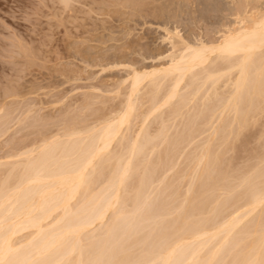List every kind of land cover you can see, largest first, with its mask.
I'll list each match as a JSON object with an SVG mask.
<instances>
[{
  "label": "bare ground",
  "instance_id": "obj_1",
  "mask_svg": "<svg viewBox=\"0 0 264 264\" xmlns=\"http://www.w3.org/2000/svg\"><path fill=\"white\" fill-rule=\"evenodd\" d=\"M61 1L65 2L67 0ZM124 1L132 7L138 8L140 13L148 12V15L150 13L158 20L156 30L162 32L161 41L159 42L166 48L160 49V47L157 52L149 50L147 51L148 54L141 53L138 55L134 51L137 47L131 52L126 51L119 57L115 53L117 60L114 59L115 57L112 58V62L115 60L113 63H105L104 66L100 64L102 68L99 72L101 74L98 70H94V72L96 71L94 75L98 74L96 75L97 78H100L103 74L104 76L108 75L107 72L110 75L113 72L124 71L125 74L121 76L122 73H120V79H118L119 76L114 74L117 77L115 80H119L115 84L116 91L113 89L114 92H108L114 95L112 99H118V101H116V104H114L115 100L111 102L114 105L108 107L109 111L103 108L97 116L95 114V117L94 112L90 111L92 105L87 101L88 96L85 97L87 98L85 107L90 109L86 110L84 105L82 107L84 109H81L82 111L93 112V114L88 113V116L91 115L92 118L91 116L90 118L94 120L89 119L91 122L93 121L92 123L84 119L85 115L81 111H78L76 115H80L79 118L83 117V120L81 121L77 116L76 119L73 116V102L70 101L72 105L64 102V105H68V108L72 106L70 110H73L68 109L70 114H65L68 117L70 116L68 121L73 124L74 119L75 122L80 120L79 127H75L78 124L71 126L69 123L71 127L68 128L67 126L64 130L63 127L68 122L64 118L66 124L61 123L64 124L63 127L61 124L58 127L59 129L62 127L64 131L62 130L60 132L63 133L58 134V132L56 135L53 131L54 128L52 131L48 129L50 126L46 128L45 125V128L50 131H46L47 133L44 131L46 129H44L43 124L48 122L44 121L42 124L44 130L42 129V131L47 135L49 132H51L50 134L53 132L55 135H50V138L44 135L46 138L43 136L45 139L41 138L42 141L38 142V145L32 148L29 147L30 149L28 147L25 150L22 149L17 154L10 153L13 151V147H8V150L11 149L9 152L11 155L7 158L13 159V161L5 160V157H3L5 162L0 161V264H264V0ZM65 4L68 6V3ZM126 7L128 6L126 5ZM115 8L113 9L115 10ZM73 9H75V6ZM79 11L78 13H81ZM105 11L107 12V10ZM126 11L128 12V10ZM69 12L71 11H67V13ZM121 14L123 15L125 12ZM132 15L134 13L130 16L132 17ZM118 18L116 19L118 20ZM101 19V23H103L104 18ZM69 20L66 23L69 24L71 22ZM108 20L106 24L109 23L110 20ZM86 22L88 21L86 20ZM91 22L93 23V21ZM74 23L72 21L70 24ZM136 23L138 22L135 21L134 24ZM141 23L139 22V24ZM129 24L130 22L128 26ZM167 24H180L183 26L184 31L177 26L167 27L169 26ZM150 26L145 28H150ZM202 26L212 27L211 29L208 27L204 29L207 30L206 32L214 33L212 34L213 37L210 36L211 38H206L207 40L202 39L196 33L198 28ZM93 27L98 28V25ZM115 28L114 30H116ZM111 30L108 33H113ZM142 31L140 33L144 34V31ZM202 32L204 31H200V34ZM67 36H69V33ZM89 37L92 38L91 35H87L88 41ZM103 37L105 41V35ZM135 39L139 42V38ZM71 40H68L69 43ZM129 40L128 38V42ZM143 42L144 40H142L141 46H145L142 45ZM104 43H107V41ZM125 43V46H127L128 43ZM28 45L30 46V43ZM128 46L130 45L128 44ZM6 47L9 49V45ZM11 47L13 48V45ZM14 47L17 49L16 46ZM23 47L25 48V46ZM88 47H90L89 44ZM111 47L108 48L111 49ZM100 48L102 49V47ZM16 49L12 50L16 52ZM67 49L71 50V48ZM122 49L124 50L123 47ZM6 50L7 48L4 47L5 52ZM17 50H19V47ZM32 50L31 52L34 51ZM106 51L105 53H107ZM87 52L91 54L94 51L90 49ZM100 52L101 55L104 53H102V50ZM8 53L10 54V52H7L6 55ZM105 53L104 56L102 55L103 57H105ZM65 54L67 55V53ZM65 54L63 52L64 56ZM94 54L95 52L92 53V55ZM30 55L28 58H31ZM38 55H41V53ZM101 55L96 56L102 57ZM106 56L110 57L109 54ZM20 57L22 56L20 55ZM68 57L70 58V56ZM71 57H74V55ZM84 57L86 58V56ZM108 57L104 59L108 61ZM91 59L93 58L91 57ZM37 60L39 63V59ZM65 60H67L66 56L64 62H66ZM71 61L73 63V60ZM12 62L9 64H12ZM22 62L25 67L26 64H24V61ZM46 62L49 61L46 60ZM46 62L44 64H47ZM57 62L59 63V61ZM137 62H142V65L140 63L138 65ZM28 63V67L31 68L30 63L32 62ZM83 63L84 61L81 63L84 66ZM91 63L93 64V60H91ZM135 63L139 67L135 66ZM59 64L61 65V62ZM82 65L81 68H84ZM91 65L89 64L88 68L95 69L98 66L93 67L94 65H92L90 67ZM72 66H70V70H72ZM47 68L49 69L48 66ZM76 68L79 69L80 67H76L75 64ZM44 69L46 68L42 70ZM54 70L52 71L54 72ZM59 70L62 71V69ZM64 70L63 68V72L66 71ZM61 71L59 72L61 73ZM76 71L75 75L77 74ZM11 72L13 71L11 70ZM90 72L88 71V73ZM46 73L45 75H47ZM79 73H81V70ZM105 73L107 74L105 75ZM29 74L33 76L35 73H28V76H30ZM20 75L19 78H22ZM24 75L22 76L24 77ZM41 75L37 79L35 77L36 81L40 77L43 78ZM75 75L73 76L75 77ZM34 76L31 82H34ZM47 78L45 79L47 80ZM91 78L92 76L88 79L93 82L95 78L94 80ZM105 78H100L103 80V87L107 86L104 84ZM58 79L61 80V78ZM71 79L65 80L68 82ZM81 79H83V75ZM62 80L60 84L63 83ZM72 80L76 84L74 78ZM25 82L28 83L27 79L23 84ZM56 82L59 83V81ZM16 83L15 85L12 83V87L13 85L16 86ZM52 83L50 82V84ZM35 84L33 86H36ZM75 84L74 86H76ZM90 84L88 82L84 86L87 88L88 85L92 88L94 84L99 85L95 82ZM46 85L45 87H50V85ZM70 86L66 87L69 88ZM2 87L5 88V85L1 86L0 89ZM25 87L27 88L26 85ZM37 87L39 88L38 84ZM103 87L101 86L102 90ZM54 88H58V86ZM86 88L85 91L81 90L87 94ZM96 88L94 86V93L101 92L100 88L99 90ZM19 90L17 92L10 90L11 92L5 93L6 95L3 92L4 96L2 97L4 98H0L3 99L0 102L1 140H3V136L6 140L10 139L13 132H7L11 127H8V130H2L3 126L8 125L3 121L6 116V113H3L4 107L17 101L21 103L28 98V96H25L24 99ZM27 90L25 93L28 92V95H30ZM70 90L72 91V87ZM63 91L58 90L57 92L61 96L60 93ZM33 92L32 90L31 93ZM0 93L2 94V92ZM40 93L38 92V94ZM44 94L48 93L44 92ZM79 95H75V97L77 98ZM99 95L103 98L101 93ZM65 96L63 94L64 98H66ZM108 96L104 99H107ZM19 97H22L23 100H19ZM37 98L39 101V96H36V100ZM43 98L41 100H44ZM8 99L11 100L8 101ZM33 99H30V101L34 102ZM68 99L70 100V98ZM59 100L60 102L55 103L56 108L62 102L61 97ZM71 100L74 101V99ZM79 100H77L78 103ZM108 101H110V98ZM100 103L102 104L103 101ZM21 104L19 105L21 106ZM32 106L34 108V105ZM79 107L78 109H80ZM18 108L16 106V109ZM37 108L35 106L32 110L31 108L27 109L33 111ZM48 108H52V106ZM62 108L61 110H63ZM23 110L24 108L21 111ZM45 113L47 112L44 111ZM59 114L54 115V119H59V117L57 118ZM12 115L16 118V113ZM7 116L9 115L7 114ZM42 117L40 118L41 121ZM12 119L10 118L11 121ZM47 120L51 121L50 119ZM57 121L54 123L56 124ZM61 121L63 122V120ZM34 122L37 123L36 120ZM31 126H34L33 123ZM28 129H26V132ZM6 132L11 137L7 138L6 136L5 138ZM20 132L18 133L20 134ZM26 132H24L25 138ZM40 134L36 136L39 137ZM30 136L35 138L31 134ZM17 137L15 136V139ZM27 137L29 140L31 139L29 136ZM18 138H20V135ZM15 139L14 141L17 140ZM1 142V147H3L5 145L4 141ZM12 142L13 139L11 138ZM16 142L13 143L16 144ZM21 142L19 145H21ZM3 158L1 157V160Z\"/></svg>",
  "mask_w": 264,
  "mask_h": 264
},
{
  "label": "rangeland",
  "instance_id": "obj_2",
  "mask_svg": "<svg viewBox=\"0 0 264 264\" xmlns=\"http://www.w3.org/2000/svg\"><path fill=\"white\" fill-rule=\"evenodd\" d=\"M71 1H73L72 2V4L74 3V5H72L71 4ZM86 1V2H85ZM94 1H96L95 3H94ZM99 1V2H98ZM106 1V2H105ZM108 1V2H107ZM110 1H111V3H112V0H104L103 2L101 1V0H67V1H65V2H63V1H59V0H0V88H1V86H4L5 85V88L4 87H2V89H0L1 91L0 92H2V94L0 93V98H4V97H2V96H4V95H6L5 93H8V92H11L10 90H12V92H17L19 89V91H20V95L25 99V96L27 97L28 96V98H26L27 99V101H26V99H25V101L22 99V97L20 98L19 97V100H23L22 102H24V103H22L21 101V103L23 104V106H22V104L21 103H19V101H17V102H14L13 104H9L8 106H5L4 107V111H3V113L6 115L5 117H4V119H3V121H5V123L7 124L8 123V125H5V126H3V129L2 130H8V127H11V128H9V130L7 131V132H10L11 133V131H13L11 134H12V137H11V135H7V134H9V133H5V138H6V136H7V138H9V136L13 139V142H16L17 140H18V142H16V144L15 143H11V138L10 139H8V140H6V139H4V136H3V140H1L0 139V147L2 146V142L1 141H4L3 143L5 144V145H3V147H1V151L3 152V155H2V152L0 151V161H4V159L5 160H12L13 161V159H9V158H7L9 155H11V154H9V152H10V150L11 149H9L8 150V147L9 148H12L13 147V151H11L10 153H14V154H17V153H19V151L21 152L22 151V149L23 150H25V149H27V147H28V149H30V148H32V147H34V146H36V145H38L39 143H40V141H42V139L45 137L46 138V136H47V138H50V135L52 136V135H57V133L58 134H61V133H63V132H60V131H62L63 129L65 130L66 128L65 127H67L68 126V128L69 127H71L72 125H76V124H78V123H80V120H79V122H75V119H74V122H73V124L71 123V121L69 122L68 121V119H70L69 117H68V115L70 114L69 113V111H68V109L70 110L71 109V107L70 108H68V105H72V102H73V106L74 107H72V109L74 108V111H76V112H74L73 110H70V111H73V116L77 119V117L79 118V116H77L76 115V113L78 112V111H81V113L83 114V115H85L84 116V119H86V120H88V121H90V120H93V119H91L92 118V116H91V118H90V116H88V113L89 114H93V112H94V116H95V114H96V116L99 114V112H101V110L103 109V108H105V109H107L108 111L110 110L109 108H110V106H113L114 104H116L117 102L116 101H118V99H112V98H114V95L112 94V93H110L109 94V92H114V91H116V86H115V84H116V82H118L119 80H115V79H117V77H115V75L114 74H116L117 76H119L120 75V73H122V75L121 76H123L124 74H125V72L124 71H119L118 73H110V75H109V72H107L108 73V75H106L107 73H105V75L106 76H104V74L102 75V76H104V77H102V76H100V78H105L104 79V84L105 85H107V86H104L103 87V80L102 79H100L99 77L97 78L96 77V75H98V74H96V75H94L95 73H96V71L94 72V70H98V72L100 71V69L102 68L101 66H104L105 65V63L106 64H108V63H111L112 62V58H114L115 60H117V55H118V57L119 56H121V54H123V53H125L126 51H128V52H131V51H133L134 50V48H137V49H135L134 51L135 52H137L138 53V55L139 54H141V53H143V54H148V52L147 51H151L152 50V52H157V51H159L160 49H164V48H166V46H164L161 42H159V41H161V34H162V32L161 31H158V30H156L157 28H156V23L158 22V20L155 18V17H153L150 13H149V15H148V12L146 13V12H141L140 13V11L138 10V8H135L134 6L132 7L131 5H129L126 1H124V0H119L120 2H122V3H117V2H119L118 0H113V3L111 4L110 3ZM61 2V4H59ZM75 2H76V4H75ZM100 2H101V4H100ZM126 2V3H125ZM45 3V4H44ZM53 3H57L56 5L54 4L53 5ZM65 3H68V6H67V4H65ZM92 3H94V4H92ZM70 4V5H69ZM79 4H80V6H79ZM89 4V5H88ZM97 4H99V5H97ZM110 4V5H109ZM113 4H115V5H113ZM66 5V6H65ZM94 5V6H93ZM98 6V7H96V6ZM106 7H105V6ZM118 7H117V6ZM120 5V6H119ZM124 5V6H123ZM126 5L128 6V7H126ZM63 8H61V7ZM75 6V9H73V7ZM90 6V7H89ZM99 6H100V8H99ZM103 6V7H102ZM111 6V7H110ZM131 6V7H130ZM96 7V8H95ZM101 7H102V9H101ZM107 7H108V9L110 10H108L107 9ZM116 7V8H115ZM93 8H94V11H93ZM98 8H99V10H98ZM106 8V9H105ZM113 8H115V10L113 9ZM119 8H120V10H119ZM124 8H125V10H124ZM131 8V9H130ZM66 9H68V10H66ZM63 12H62V11ZM71 11V12H69V13H67V11ZM74 10V11H73ZM80 10V11H79ZM83 10H86V11H84L83 12ZM98 10V11H97ZM105 10H107V12L105 11ZM112 10V11H111ZM123 10V11H122ZM126 10H128V12L126 11ZM131 10H133V12H131ZM134 10H135V12H134ZM65 11H66V13H65ZM77 11V13H75ZM78 11L79 12H81V13H84V14H81V13H78ZM92 13H91V12ZM101 11V12H100ZM103 11V12H102ZM120 11H122L121 13H124L125 12V14H121V13H119ZM90 12V13H89ZM105 12V13H104ZM108 12H110L109 14H111V15H109L108 14ZM131 12V13H130ZM63 13V14H62ZM73 13V14H72ZM98 13H102V14H98ZM104 13V14H103ZM134 13V15H132V17L130 16L131 14H133ZM145 13V14H144ZM69 14V15H68ZM96 14V15H95ZM114 14V15H113ZM119 14H120V16H119ZM138 14V15H137ZM142 16H141V15ZM61 15V16H60ZM73 15H74V17H73ZM92 15H94V16H92ZM148 15V16H147ZM58 16H60V17H58ZM73 17V20L71 19L72 17ZM80 16V17H79ZM88 16V17H87ZM103 16V17H102ZM107 16V17H106ZM122 16H124L125 18H123ZM135 16H138V17H135ZM61 17H62V20H61ZM75 17H78V18H75ZM84 17V18H83ZM94 17H98V18H94ZM107 19H106V18ZM117 18V17H119L118 18V20L115 18V19H112V18ZM133 17H134V19H133ZM142 17H144V18H142ZM147 17H149V18H147ZM69 18H70V20H69ZM75 18V19H74ZM81 18H83V19H81ZM85 18H86V20L88 21V22H86V20H85ZM91 18H93V19H91ZM101 18H104V20H103V23H101L102 22V19ZM146 18V19H145ZM79 19V20H78ZM111 21H109V20ZM112 19V20H111ZM122 19V20H121ZM125 19H126V21H125ZM128 19V20H127ZM139 19V20H138ZM141 19V20H140ZM153 19V20H152ZM60 20V21H59ZM68 20L69 21H73V23L75 24H68V23H66V22H68ZM81 20V21H80ZM93 21V23L91 22V21ZM98 22H97V21ZM109 21V23L107 22V24H106V21ZM116 20V21H115ZM131 20V21H130ZM143 20H144V22H143ZM153 21V23H152V21ZM65 21V22H64ZM113 21H114V23H113ZM122 21H124L123 22V25H122ZM128 21V23L130 22V24H129V26H128V23H126ZM138 22V23H136V24H134V22ZM148 21V22H147ZM150 21V22H149ZM156 21V22H155ZM82 22H86V23H82ZM92 24H90V23ZM139 22L141 23V24H139ZM61 23V24H60ZM94 23H96V24H94ZM119 23V24H118ZM125 23H126V25H125ZM147 23V25L146 26H152V28H151V26H150V28L149 27H147V28H145L146 26H145V24ZM94 24V25H93ZM110 24V25H109ZM118 24V25H117ZM142 24H143V26H142ZM62 25V26H61ZM79 25V26H78ZM81 25V26H80ZM84 25V26H83ZM88 26V28H87V26ZM96 25H98V28H96V27H93V26H96ZM112 25H114V26H112ZM120 25V26H119ZM131 25H132V27H131ZM137 25V26H136ZM167 25H169V26H167V27H173V26H177V27H181V30H183V26L182 25H180V24H167ZM83 26V27H82ZM102 26V27H101ZM105 26V27H104ZM112 27V30H111V27ZM141 26H142V29H141ZM79 28V30H78V28ZM83 29H82V28ZM104 27V28H103ZM109 27V28H108ZM118 27H120V28H118ZM123 27H124V29H123ZM133 28V30H131V28ZM135 27H136V29H135ZM207 27L208 28H212V27H210V26H202L201 28H206L207 29ZM94 29V30H91V29ZM107 28V29H106ZM114 28L116 29V30H114ZM140 28V29H139ZM201 28H198V30L200 29V31H204V32H206L207 30L206 29H204V30H202ZM98 29H99V31H98ZM100 29H101V31H100ZM145 29V30H144ZM148 29V30H147ZM150 29H151V31H150ZM179 30H180V28H178ZM81 30V31H80ZM88 30H91V31H88ZM95 30H97V31H95ZM109 30V31H108ZM110 30L113 32V33H115V34H113V33H108V32H110ZM115 32H114V31ZM121 30H124V31H121ZM128 30H129V32H128ZM144 32H143V31ZM146 30H147V32H149L148 34H147V32H146ZM197 30V31H198ZM72 31V32H71ZM77 31V32H76ZM83 31H86L85 33L83 32ZM88 31V32H87ZM131 31V32H130ZM133 31V32H132ZM143 32L144 34H142V33H140V32ZM184 31V30H183ZM182 31V32H183ZM196 31V33H198L199 35H200V37L202 38V39H204V40H207V39H209V38H211L210 36H212V34H214V33H209V31L208 32H206V33H204V32H202V34H200V31H198L197 32ZM66 32H68L69 33V36H67L68 35V33L66 34ZM71 32V33H70ZM75 32V33H74ZM79 32H81V33H79ZM89 32H90V34H89ZM95 32V33H94ZM98 32V34H100V35H98V34H96ZM100 32V33H99ZM105 32H106V34H105ZM123 32V33H122ZM126 32H128V34H126ZM161 32V33H160ZM44 33V34H43ZM104 33V34H103ZM138 35H137V34ZM139 33H140V36H139ZM146 33V34H145ZM184 33V32H183ZM43 34V35H42ZM72 34V36H70ZM73 34H76V35H74L73 36ZM84 34V35H83ZM121 34V35H120ZM130 34H132L131 36H130ZM154 34V35H153ZM203 34H205L206 36H204ZM77 35H79V36H77ZM87 35H91V37L92 38H90L89 39V41L87 40L88 38H87ZM105 35V41H107V43H104L105 41H104V36ZM107 35V36H106ZM110 35V36H109ZM113 35H115V36H113ZM126 35H127V37H126ZM146 35V36H145ZM47 36V37H46ZM76 36V37H75ZM98 36H100L99 38H98ZM109 36V37H108ZM113 36V37H112ZM129 36V37H128ZM142 36V37H141ZM160 36V37H159ZM204 38H203V37ZM46 37V38H45ZM67 37H72L71 39L70 38H68L67 39ZM86 37V38H85ZM108 37V38H107ZM111 37V38H110ZM120 37V38H119ZM126 37V38H125ZM147 37H148V39H147ZM150 37V38H149ZM151 37H154V38H151ZM213 37V36H212ZM46 39V40H43V39ZM75 38H76V40H75ZM98 38V39H97ZM100 38H103L101 41L99 40ZM125 38V39H124ZM128 38L130 39L129 40V42H128ZM135 38H139L138 40H139V42L135 39ZM143 38V39H142ZM145 38V39H144ZM159 40H158V39ZM207 38V39H206ZM66 39H67V41H66ZM78 39V40H77ZM80 39V40H79ZM85 39H86V41H87V45H86V41H85ZM110 39V40H109ZM119 39V40H118ZM146 39H147V41H146ZM17 40V41H16ZM48 40V41H47ZM52 40V42H50ZM54 40V41H53ZM68 40H71L70 41V43H69V41ZM93 40V41H92ZM100 41V43H99V41ZM121 40V41H120ZM126 40V41H125ZM136 40V41H135ZM142 40H144V42L142 43V45H145V46H141V42H142ZM153 40V41H152ZM21 41H24V42H21ZM47 41V42H46ZM72 41H73V43H72ZM83 41V42H82ZM98 41V42H97ZM104 41V42H103ZM113 41V42H112ZM119 41V42H118ZM127 42L130 46H128V44H127V46H125L126 45V43L125 42ZM132 41V42H131ZM133 41H134V43H133ZM158 41V43H156ZM17 42V43H16ZM75 42V43H74ZM79 42H82V43H79ZM94 42V43H93ZM118 42V43H117ZM149 42V43H148ZM153 42H154V45H153ZM11 43V44H10ZM14 43H15V45H14ZM21 43V44H20ZM25 43V44H24ZM30 43V46L28 45V44ZM31 43H32V45H31ZM44 43V44H43ZM68 43V44H67ZM112 43V44H111ZM119 44V45H121L120 46V48H118V46H117V44ZM121 43V44H120ZM125 43V44H124ZM133 43V44H132ZM137 43H139V44H137ZM156 43V44H155ZM17 44H18V46H17ZM46 44V45H45ZM49 44H50V46H49ZM65 44H67L66 46H65ZM85 44V45H84ZM88 44H89V46L90 47H88ZM91 44H92V46H91ZM102 44V45H101ZM103 44H104V46H103ZM106 44V45H105ZM124 44V45H123ZM151 44V45H150ZM162 44V45H161ZM7 45H9V49H8V47H6ZM13 45V48L11 47ZM22 45V46H21ZM70 45H71V47H70ZM76 45H79V46H76ZM149 45V46H148ZM155 45H156V47H155ZM158 45V46H157ZM14 46H16L17 47V49H18V47H19V50H17ZM23 46H25V48H26V51H25V48L23 47ZM27 46V47H26ZM44 46V47H43ZM52 46V47H51ZM86 46V47H85ZM112 46V47H111ZM117 46V47H116ZM133 46V47H132ZM163 46V47H162ZM4 47H5V49L7 48V50H6V52L4 51ZM29 47V48H28ZM34 47V48H33ZM50 47V48H49ZM64 47H66V49H64ZM93 47H95V48H93ZM100 47H102V49L100 48ZM104 47V48H103ZM107 47V48H106ZM108 47H111V49L110 48H108ZM122 47L124 48V50L122 49ZM145 47V48H144ZM147 47V48H146ZM161 47V48H160ZM13 50H15L16 49V52L15 51H13ZM20 48H21V51H22V53H21V51H20ZM41 50H39V49ZM67 48H71V50H69V49H67ZM76 48V49H75ZM79 48V49H78ZM118 50H117V49ZM129 48V49H128ZM153 48V49H152ZM160 48V49H159ZM29 49V51H27ZM31 49H33L32 51L33 52H31ZM38 49V50H37ZM84 49V51H82ZM90 49H91V51H94L95 52V54L94 55H92V53H94V52H91V54L89 53V52H87V51H90ZM94 49V50H93ZM101 49L102 50V53L104 52L105 53V51H106V49H107V53H105V57L107 58L108 56H106L107 54H109V56L110 57H108V61H106L105 59V57H103L104 56V53L101 55L100 53V51L99 50ZM103 49H105V50H103ZM114 49H116L117 50V52H116V50H114ZM144 49V50H143ZM155 49V50H154ZM10 50V51H9ZM59 50V51H58ZM65 50V51H64ZM74 50V51H73ZM79 50H80V53H79ZM120 50H121V52H120ZM123 50V51H122ZM137 50V51H136ZM142 50V51H141ZM18 51V52H17ZM73 53H72V52ZM87 53H86V52ZM112 51V52H111ZM7 52H10V54L8 53V55H6V53ZM19 52H20V54H19ZM28 52H29V54H28ZM36 52V53H35ZM44 52V53H43ZM63 52H64V54L65 53H67V55L65 54V56L67 57V60H65L66 62H64V58H65V56L63 55ZM68 52H69V55H68ZM109 52V53H108ZM24 53H25V55H24ZM32 53H33V55H32ZM41 53V55H38V54H40ZM70 53H72V54H70ZM79 53V54H78ZM85 53V54H84ZM98 53V54H97ZM110 53H113V54H110ZM115 53H117V55L115 54ZM15 54V55H14ZM17 54V55H16ZM27 54V55H26ZM31 54V55H30ZM76 54V55H75ZM89 54V55H88ZM9 55H11L10 57H8ZM19 55V56H18ZM20 55L22 56V57H20ZM29 55L31 56V58H35L36 60H33V59H31V58H28L29 57ZM39 57H38V56ZM50 55V56H49ZM74 55V57H71V56H73ZM79 57H78V56ZM88 55V56H87ZM92 55V56H91ZM96 55H101L102 57H99V56H96ZM112 55V56H111ZM115 55V56H114ZM12 56H14L13 58H12ZM18 56V57H17ZM33 56V57H32ZM46 58H45V57ZM57 56V57H56ZM60 56V57H59ZM68 56H70V58L68 57ZM78 57V62H79V64H78V62H77V57ZM84 56H86V58L84 57ZM93 56H95V57H93ZM25 57V58H24ZM50 57V58H49ZM59 57V58H58ZM81 57V58H80ZM91 57L93 58V59H91ZM10 58H11V60H10ZM18 58H19V61L17 62V60H18ZM26 58H27V62H26ZM61 58V59H60ZM71 58H74V59H71ZM83 58V59H82ZM95 58V59H94ZM105 58V59H104ZM139 58V57H138ZM21 59H22V61H24V64H26V66L24 67V65L22 64L23 62L21 61ZM37 59H39V63H38V60ZM58 59V60H57ZM62 59H63V61H62ZM76 59V61L74 62V60ZM82 59V60H81ZM100 59V60H99ZM16 60V61H15ZM46 60L47 61H49V62H46ZM52 60V61H51ZM53 60H55V61H53ZM71 60H73V63H72V61ZM89 60H90V62H89ZM91 60H93V64L91 63ZM98 60V61H97ZM102 60V61H101ZM109 60H110V62H109ZM114 60V61H115ZM13 61V62H12ZM32 62L33 63V65H32V63H30V67L31 68H29L28 66H29V63L28 62ZM34 61V62H33ZM57 61H59V63L61 62V65L57 62ZM84 61V66L81 64L82 62ZM86 61V62H85ZM113 61V62H114ZM8 62V63H7ZM12 62V64H9V63H11ZM15 62V63H14ZM36 62H37V64H36ZM43 62V63H42ZM47 63V64H44V63ZM51 62V63H50ZM69 62V64H67ZM71 62V63H70ZM88 62H89V64L91 65H94L93 67H96L97 65V67H98V69H97V67L94 69H91V68H88L89 66V64H88ZM96 62V63H95ZM100 62V63H99ZM102 62V63H101ZM112 62V63H113ZM41 63V64H40ZM54 63V64H53ZM57 63H58V65H57ZM65 64V65H63V64ZM138 63V65H139V63L140 62H137ZM17 65L18 66V68H17V66H14V65ZM22 66H21V65ZM43 64V65H42ZM49 64H50V66H49ZM69 65V66H67V65ZM75 64H76V67H80L79 69H77V71H76V69H75ZM100 64H101V66H100ZM136 64V63H135ZM8 65H10V66H8ZM13 65V66H12ZM32 65V66H31ZM38 65V66H37ZM45 65V66H44ZM55 65V66H54ZM59 65H60V67H59ZM63 65V66H62ZM71 65H73L72 66V70H70V66ZM78 65V66H77ZM81 65H82V67H84V68H81ZM92 65L90 66V67H92ZM140 65H142V62L140 63ZM21 66V68H19ZM39 66H43L42 67V69L43 68H46V69H44V70H42L41 69V67L39 68ZM47 66L49 67V69L47 68ZM65 66V67H64ZM135 66H137V64L135 65ZM27 67H28V69H27ZM35 67H37V68H35ZM56 67V68H55ZM67 67V68H66ZM100 67V68H99ZM137 67H139V66H137ZM11 68H15L14 70L13 69H11ZM17 68V69H16ZM62 69V71L61 70H59V71H61V73L58 71V69ZM63 68L69 73H67L65 70V72H66V74H65V72H63ZM87 68H88V70H87ZM24 69H25V71H24ZM30 69H31V71H30ZM37 69H38V71H37ZM50 70V71H48V70ZM53 69H55L54 70V72L52 71ZM69 69V70H68ZM82 69H83V71H82ZM93 70V71H91L90 72V70ZM11 70L13 71V72H11ZM16 70H17V72H16ZM18 70H19V72H18ZM23 70V71H22ZM29 70V71H28ZM34 70V71H33ZM47 70V71H46ZM81 70V73H79V71ZM86 70H87V72H86ZM22 71V72H21ZM36 71V72H35ZM39 71H40V73L41 74H43V75H41L40 73H39ZM72 71V73H74V74H72V73H70ZM75 71L77 72V74L75 75ZM88 71L90 72V73H88ZM14 72H16L17 73V75H16V73H14ZM43 72V73H42ZM45 72H47L46 74L47 75H45ZM57 72H58V74H60V75H62L63 76V80H62V76H58L57 77ZM62 72H63V74H62ZM84 72V73H83ZM97 72V73H98ZM27 75H26V74ZM28 73H31V74H33V73H35V74H33V76H34V82H31L32 81V79H33V76L32 75H30V76H28ZM37 73H39V75H37ZM51 74V75H49V74ZM87 73H88V76H87ZM21 74V75H20ZM26 75V77H25V75ZM54 74H56L55 75V77H54ZM72 74V76H70ZM83 75V79H85V80H83V79H81L82 78V75ZM92 76V80H94V78H95V80L93 81V82H95L96 84L97 83H99V85H101L102 87H103V90L101 89V86H99L98 84V86L97 85H93L92 86V88H91V86H88L87 85V88H86V86H84V85H86L88 82H89V84L90 83H93L91 80H89L88 78H90L91 76ZM99 74H101L100 72H99ZM14 75V76H13ZM19 75H20V77H22V78H19ZM22 75H24V77L22 76ZM43 76V78H44V80L46 81V83H45V81L43 80V78L42 77H40L39 78V80L38 81H36V79L39 77V76ZM70 76V78H69V76H68V78H66V76ZM73 75H75V77L73 76ZM113 75V76H112ZM2 76V77H1ZM45 76V77H44ZM54 78H53V77ZM79 76V77H78ZM111 78H110V77ZM121 76H119V78L118 79H120L121 78ZM17 77H18V79H17ZM31 79H30V78ZM35 77H36V79H35ZM48 77V78H47ZM52 78V80H51V78ZM71 77H72V79L74 78V80L76 81V84H75V82L71 79ZM78 77V78H77ZM81 77V78H80ZM88 77V78H87ZM114 77V78H113ZM41 78H42V82H41ZM45 78H47V80H49V81H47ZM55 78H57L56 79V81H59V83H57L56 81H54L55 80ZM58 78H61V80H62V84H60V79H58ZM76 78H77V80H76ZM110 79L109 81H107L108 79ZM113 78V79H112ZM11 79V80H10ZM17 79V81H15ZM20 79V80H19ZM21 79H22V81H23V79H24V81H26V79H27V84H26V82H25V84H23L24 83V81L22 82L21 81ZM30 79V80H29ZM65 79H71L70 81H68L67 82V80H65ZM81 79V80H80ZM111 79H112V81H113V83H111L112 81H111ZM29 80V81H28ZM79 80H80V82H79ZM87 80H88V82H87ZM97 80H98V82H97ZM102 82H101V81ZM107 82H106V81ZM3 81V82H2ZM13 81V82H12ZM40 81V82H39ZM44 81V82H43ZM72 81V82H71ZM6 82H8V83H6ZM15 82H17L16 83V86H14L15 85ZM19 82V83H18ZM39 82V83H38ZM50 82L53 84V87H52V84H50ZM87 82V83H86ZM101 82V83H100ZM4 85H3V84ZM12 83H14V85H13V87H12ZM20 83H22V84H20ZM33 83V84H32ZM36 83V84H35ZM44 83V84H43ZM55 83H56V85H55ZM65 83H67V84H65ZM85 83V84H84ZM107 83V84H106ZM108 83H109V85H108ZM8 84V85H7ZM31 84V85H30ZM36 85V86H33V85ZM37 84H38V86H39V88L37 87ZM40 84H41V86H43V88H47L48 89V91H47V89L45 90L44 89V92H46V93H48V94H44V92L42 91L43 90V88H41V86H40ZM43 84V85H42ZM50 85V87L49 86H47V85ZM58 84V85H57ZM73 84V85H72ZM74 84L76 85V86H74ZM79 84V85H78ZM84 84V85H83ZM111 84H112V86H111ZM22 85V86H21ZM25 85L27 86V88L25 87ZM29 85V86H28ZM45 85L47 86V87H45ZM64 85V86H63ZM71 85V86H70ZM83 85V86H82ZM90 85H92V84H90ZM114 85V86H113ZM21 86V87H20ZM26 88H24V87ZM58 86V88H54V87H57ZM66 86H70L69 88L68 87H66ZM74 86V87H73ZM94 86H95V88L96 87H98V88H96V89H98L99 90V88H100V90H101V92L100 91H97V92H95L94 93ZM11 87V88H10ZM20 87V88H19ZM22 87H23V89H22ZM30 87H32V88H30ZM37 88V89H35V88ZM60 87H62V88H60ZM72 87V91L70 90L69 91V89ZM78 88V90H76V88ZM83 87V88H82ZM86 88V90H87V94L86 93H84V91H85V88ZM110 88V89H108V88ZM8 88V90L6 91V89ZM19 88V89H18ZM41 88V89H40ZM53 88V89H52ZM64 88V89H63ZM67 88H68V90H67ZM105 88H107V89H105ZM24 89H25V91H24ZM27 89H29V90H27ZM81 89H83L84 91H82ZM113 89H114V91H113ZM22 90V91H21ZM26 90L27 91H29L30 92V95L32 94V96H30V95H28V92L27 93H25L26 92ZM32 90L34 91L33 93H31L32 92ZM41 90V91H40ZM58 90H60V92L62 91V90H64L62 93H60L61 94V96L58 94ZM89 90V91H88ZM94 90V91H93ZM107 90V91H106ZM6 91V92H5ZM23 91H24V93H23ZM53 91V92H52ZM57 92V94H56V92ZM65 91H66V94H65ZM103 91H104V94H103ZM107 93H106V92ZM109 91V92H108ZM3 92H4V95H3ZM38 92L41 94H38ZM50 92V93H49ZM55 92V93H54ZM70 92V93H69ZM19 93V92H18ZM37 95H36V94ZM52 93V94H51ZM77 93V94H76ZM85 94V96H84V94ZM102 94L103 96V98H101V95H99V94ZM106 93V94H105ZM23 94V95H22ZM25 94V95H24ZM53 94H54V96H53ZM55 94H56V96H55ZM63 94H64V96L65 95H67V96H65L66 98H64L63 97ZM80 94V95H79ZM94 94H95V96H94ZM97 94V95H96ZM44 95H47V96H44L45 97V99L43 98V96ZM49 95V96H48ZM50 95H52V96H50ZM58 95H59V97H58ZM75 95L77 96V95H79V97H75ZM104 95H105V97H104ZM107 95H109L108 97L110 98V101H108V97H107V99H104V98H106V96ZM36 96H39V101H38V98H37V100H36ZM71 96V97H70ZM81 96V97H80ZM86 96H88L87 98L89 99H87V98H85ZM100 96V97H99ZM53 97H56V98H58L57 99V101H56V98H53ZM61 97V100H62V102H61V104L59 105H57V107L58 108H56V104L55 103H57V102H60V100H59V98ZM85 99H84V98ZM96 97V98H95ZM101 98V99H98V98ZM34 98V99H33ZM44 99V100H41V99ZM50 98V99H49ZM52 98V99H51ZM68 98H70V100L68 99ZM78 98H81L80 100L78 99ZM30 99L32 100L33 99V101L34 102H32V101H30ZM48 99V100H47ZM71 99H74V101L73 100H71ZM86 99H87V101L89 102V104H91L92 106H91V108H92V110L90 109V111H93V112H91L90 113V111L88 112V111H86V110H89L88 108L86 109ZM104 99V100H103ZM1 100L3 101V99H0V102H1ZM11 99H8V101H10ZM55 100V101H54ZM75 100H76V102H75ZM77 100H79L80 102L78 103V101ZM83 100H85V101H83ZM113 100H115V103L114 104H112L111 102H113ZM29 101V103H27ZM37 101H38V105L36 104L37 103ZM41 101V102H40ZM48 101V102H47ZM52 101V102H51ZM54 101V102H53ZM68 101V102H67ZM70 101H72V102H70ZM103 101V103L101 104L100 102H102ZM106 101V102H105ZM40 102V103H39ZM64 102L66 103V104H68V105H64ZM87 102V103H88ZM16 103H19V104H21V106L19 105V104H16ZM48 103V104H47ZM55 104L54 106L52 105V104ZM70 103V104H69ZM109 103V104H108ZM25 104H28V105H25ZM42 104V105H41ZM47 104V105H46ZM51 104V105H50ZM79 106H81V107H79ZM112 104V105H111ZM14 105V106H13ZM25 105V106H24ZM32 105H34V108H35V106H36V108H37V110L35 111V110H33L34 111V113H33V111H30L29 109L31 108V110L32 109H34L33 108V106L31 107ZM46 105V106H45ZM80 108V109H78V107ZM83 105H84V108L86 109V110H83V111H86V112H83L82 111V109H84V108H82L83 107ZM103 105V106H102ZM104 105H106V106H104ZM13 106V107H12ZM16 106H17V108L18 109H16ZM50 106H52V108H48V107H50ZM63 108H62V107ZM65 106V107H64ZM67 106V107H66ZM13 109H12V108ZM14 107H15V109H16V111H15V109H14ZM22 107V108H21ZM26 107V108H25ZM43 107V108H42ZM45 107H46V109H45ZM59 107H60V110H59ZM109 107V108H108ZM7 110H6V109ZM24 108V110L23 111H21L22 109ZM27 108H29V109H27ZM61 108L64 110H61ZM66 108H67V110H66ZM82 108V109H81ZM25 109H27L28 110V112H26L25 111ZM50 109V111L48 112V110ZM77 109V110H76ZM41 110H42V112H41ZM54 110V111H53ZM55 110H57V111H59V112H61L60 114H59V112H57V111H55ZM107 110H105V111H107ZM9 112V113H7V112ZM14 111H15V113H16V118L14 117V115H12V114H15L14 113ZM19 111H20V113H19ZM44 111L45 112H47L48 113V115H47V113H45L44 114ZM66 111V112H65ZM68 111V112H67ZM23 112V113H22ZM29 112H30V114H29ZM56 113V114H54V113ZM65 112V113H64ZM24 113H26V114H24ZM27 113H28V115H27ZM31 113H33V114H31ZM37 113V114H36ZM40 113H42V114H44V115H42V114H40ZM50 113V114H49ZM53 113V114H52ZM57 113L59 114V116H57V118L59 117V119H54V115H57ZM64 113V114H63ZM75 113V114H74ZM80 113V112H79ZM87 113V114H86ZM7 114L9 115V116H7ZM19 116H18V115ZM36 114V115H35ZM39 114L41 115L40 116V118L42 117V116H44V117H42V121H41V119L39 118ZM51 114H52V118H51ZM65 114H68V115H65ZM78 114V113H77ZM23 115V116H22ZM25 115V116H24ZM34 115V116H33ZM72 115V114H71ZM82 115V116H83ZM86 115H87V117H86ZM31 116H32V118H31ZM36 116H38L36 119H35V117ZM63 116H65V117H63ZM72 116V118H74ZM77 116V117H76ZM95 116V117H96ZM17 117H18V119H17ZM22 117H24L23 119H22ZM27 117V118H26ZM34 117V118H33ZM49 117V118H48ZM61 117H63V118H61ZM66 117H68V118H66ZM7 120H6V119ZM10 118H15L14 119V121H13V119H12V121L10 120ZM29 118V119H28ZM40 120H39V119ZM56 118V117H55ZM64 118L65 119H67L66 121H68V122H66L67 123V125L65 126L64 124H66V123H64L65 122V120H64ZM71 118V120L73 121V119ZM83 117H80L79 119H81V121L83 120L82 119ZM20 119H22L21 121H20ZM29 120V122H28V120ZM32 119H33V121H32ZM38 119V120H37ZM47 119H50L51 121H49V120H47ZM90 119V120H89ZM95 119V118H94ZM19 122H18V121ZM34 120H36L37 121V123H38V121H39V123L37 124L36 122H34ZM53 120H55L54 122H56L57 120H59V121H57V123L55 124L54 122H52ZM61 120H63V122L61 121ZM11 121V122H10ZM23 121V122H22ZM44 121H48L49 122V125H48V122H47V124H46V122H45V124H43V122ZM77 121V120H76ZM94 121V120H93ZM92 121V122H93ZM14 122H15V124H14ZM16 122H18V123H16ZM26 122H27V124H26ZM31 122V123H30ZM50 122H52V123H50ZM91 121H90V123H92ZM23 123V124H22ZM29 123V124H28ZM32 123H33V125L34 126H31L32 125ZM34 123H36V124H34ZM61 123H64V124H61ZM69 123H70V125H69ZM16 124L18 125L17 127H16ZM22 124V125H21ZM42 124H43V126H44V129H46V128H48L49 126H50V128H48V129H51V131H52V129L54 128V133L52 132V134H50L51 132H49V134L47 135L46 133L48 132V131H50V130H48V129H46V130H44L42 127ZM52 126H51V125ZM58 124V125H57ZM62 125V127H63V125H64V127H63V129H62V127H61V129H59L58 127H60L61 125ZM10 125V126H9ZM29 125V126H28ZM36 125V126H35ZM41 125V126H40ZM45 125H46V128H45ZM48 125V126H47ZM21 126V127H20ZM40 126V128L38 129V127ZM80 126V124H78L77 126H75V127H79ZM6 127V128H5ZM18 127H19V129H18ZM22 127H24V128H22ZM27 128H29L28 130H27V132H26V129ZM34 129V131H32ZM38 129V130H37ZM42 129L46 132H44V131H42ZM17 130H19V131H17ZM21 130H23V131H21ZM25 130V131H24ZM39 130H41V131H39ZM57 130H59V131H57ZM63 130V131H64ZM21 131V132H20ZM18 132H20V134L18 133ZM24 132H26V138H25V133ZM33 132V133H32ZM39 132V133H38ZM28 133H30L32 136H35V138L34 137H31L30 136V134L28 135ZM36 133H38V134H40V133H42V134H40L39 135V137L38 136H36V135H38V134H36ZM43 133H45V134H43ZM0 134H2V133H0ZM23 134V135H22ZM35 134V135H34ZM13 135H15V136H18L19 137V135H20V138H16L15 139V136H13ZM22 135V136H21ZM42 135V136H41ZM44 135H46V136H44ZM27 136H29V138H31L30 140L28 139V137ZM44 136V137H43ZM49 136V137H48ZM0 137H1V135H0ZM14 137V138H13ZM24 137V138H23ZM36 137H38V138H36ZM2 138V137H1ZM24 139V141H26L25 143H24V141H22L21 142V140H23ZM42 138V139H41ZM44 138V139H45ZM14 139L16 140V141H14ZM27 139L29 140V143H28V141H27ZM34 139H36V140H34ZM37 139H41V140H37ZM8 141V142H7ZM35 141H37V142H35ZM20 142H21V145H23V143H24V145H25V147H23V146H21V145H19L20 144ZM30 142H31V145H30ZM39 142V143H38ZM8 143V144H7ZM11 143V144H10ZM18 143V144H17ZM15 144V145H14ZM29 144V145H28ZM7 145V146H6ZM17 145H19V146H17ZM5 146V147H4ZM15 146H17V147H19V148H17V147H15ZM23 147V148H22ZM30 147V148H29ZM17 148V149H16ZM4 151H3V150ZM16 149V150H15ZM19 149V150H18ZM8 150V151H7ZM18 150V152H16ZM4 154H5V156H4ZM14 154H12V155H14ZM1 157L3 158V157H5V158H3V160H1ZM5 162V161H4Z\"/></svg>",
  "mask_w": 264,
  "mask_h": 264
}]
</instances>
